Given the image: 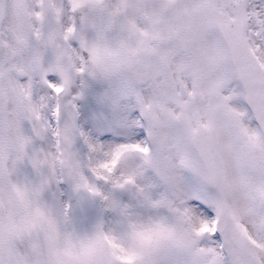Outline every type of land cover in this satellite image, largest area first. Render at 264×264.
<instances>
[{
	"label": "snow or ice",
	"instance_id": "obj_1",
	"mask_svg": "<svg viewBox=\"0 0 264 264\" xmlns=\"http://www.w3.org/2000/svg\"><path fill=\"white\" fill-rule=\"evenodd\" d=\"M0 264H264V0H0Z\"/></svg>",
	"mask_w": 264,
	"mask_h": 264
}]
</instances>
